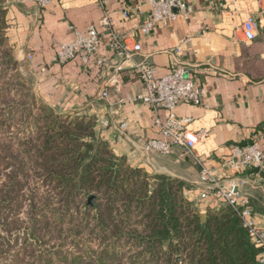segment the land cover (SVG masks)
I'll return each mask as SVG.
<instances>
[{
    "label": "crops",
    "instance_id": "obj_1",
    "mask_svg": "<svg viewBox=\"0 0 264 264\" xmlns=\"http://www.w3.org/2000/svg\"><path fill=\"white\" fill-rule=\"evenodd\" d=\"M185 1L194 8L189 19L179 18L170 26L157 24L146 35L137 26L150 16L148 0H54L46 7L38 0H2L0 7L5 10L14 56L48 105L62 113L95 116L101 137L118 155L151 175L186 181L189 197L206 188L201 181L203 168L214 172L222 185L238 183L264 228V163L239 172L224 166L233 145L257 139L264 149V0ZM127 8L129 16L124 14ZM249 15L256 21L252 41L240 31ZM105 18L129 46L142 47L121 73L119 88L105 85L119 60L104 35ZM90 25L102 34L98 53L108 59L107 73L96 65L86 68L79 57L66 63L57 58V46L74 38L72 27L86 31ZM141 61L154 65L160 75L179 63L204 89L201 104L182 103L176 109L179 117L194 120V130L208 132L194 153L180 146L170 154L144 150L147 140L166 139L162 124L169 111H155L138 99L147 93L134 68ZM205 202L206 219L208 208L227 204L215 198Z\"/></svg>",
    "mask_w": 264,
    "mask_h": 264
},
{
    "label": "trees",
    "instance_id": "obj_2",
    "mask_svg": "<svg viewBox=\"0 0 264 264\" xmlns=\"http://www.w3.org/2000/svg\"><path fill=\"white\" fill-rule=\"evenodd\" d=\"M0 49L4 51L0 53L4 64L17 71L18 60L8 42L5 10L1 7ZM13 89L12 96L25 102L12 104L14 111L6 112L0 127L8 126L10 119L17 116L20 123L32 129H27V139L20 143L26 151L12 157L21 170L18 167L4 173L0 203L13 202L31 181L38 190L47 186L46 194H39L55 219L52 234L60 238V227L79 222L74 235L81 230L94 235L95 247L90 242H75L72 245L78 252H62L65 260L60 263L259 264L261 250L231 205L208 208L203 221L204 209L185 196L186 181L151 175L132 166L97 133L95 116L56 113L43 99L31 95L23 83L20 88L8 86L6 100L12 101L8 97ZM0 161L4 164L3 156ZM92 195L93 205L89 204ZM49 220L47 212L41 211L38 228L33 230L37 245L42 246L48 239ZM43 224L48 225L42 227ZM23 240L22 252L14 254L11 264L58 263L61 248L47 252L40 248L37 252L28 237ZM5 245L6 239L0 238V257L9 251Z\"/></svg>",
    "mask_w": 264,
    "mask_h": 264
},
{
    "label": "built area",
    "instance_id": "obj_3",
    "mask_svg": "<svg viewBox=\"0 0 264 264\" xmlns=\"http://www.w3.org/2000/svg\"><path fill=\"white\" fill-rule=\"evenodd\" d=\"M42 7L48 6L54 0H38ZM150 16L142 21L137 30L140 34H148L157 24L170 26L179 18L189 19L194 13V8L185 0H148ZM129 9L124 14L129 16ZM106 30L104 35L110 40V46L118 57L109 77L105 82L106 87L122 86L121 73L127 67L128 62L134 61V52L141 50V44L136 43L129 46L122 39L121 34L111 28L110 21L105 18ZM74 38L71 41L60 43L57 48V58L60 63H66L71 59L79 57L86 68L96 65L102 72L107 73L108 59L98 53L102 34L95 25H90L86 31L72 27ZM240 31L246 41L255 38L256 21L249 15L240 26ZM179 51V50H178ZM135 71L144 83L147 93L139 95L138 99L143 100L152 106L155 111L167 109L169 115L162 124V132L166 139H149L144 145L147 152L157 151L162 154H170L175 146H180L188 153H194L203 137L208 136L205 130H194L191 126L194 120L189 117H179L176 113L177 107L182 103L201 104L205 91L200 87L188 72V70L177 63L173 70L164 75L158 73L157 68L145 61L134 64ZM106 74V76L108 75ZM107 88L103 95L107 96ZM108 125V122H104ZM122 124L121 127H125ZM264 163V149L259 140L254 139L243 145H233L229 157L225 160L224 166L234 172L260 168ZM201 181L206 184L205 190L198 195L200 199L209 201L215 198L231 205L242 217L244 224L249 228L253 242L261 250L259 264H264V228L260 227L255 220L253 210L248 199L243 198L240 185L232 182L230 185L220 184L214 172L203 168Z\"/></svg>",
    "mask_w": 264,
    "mask_h": 264
},
{
    "label": "rangeland",
    "instance_id": "obj_4",
    "mask_svg": "<svg viewBox=\"0 0 264 264\" xmlns=\"http://www.w3.org/2000/svg\"><path fill=\"white\" fill-rule=\"evenodd\" d=\"M1 52H4L3 49H0V53ZM2 58H4V56H0V122L3 121L4 117H7L6 112L14 111L12 104L17 106L18 103L25 102L24 100L20 101L18 100V98H14L12 96L15 89L12 90L11 95L9 94L8 97L11 98L12 101H10L9 99L6 100L8 96L6 89L8 88V86H10V89L11 86L13 88H20V84L23 83L26 88L30 89L31 95H35L42 99L35 92L33 88V80L27 74L26 70L22 67V64L18 61L19 69L15 71L11 67H7V65L4 64L5 62ZM39 111L37 112V114L40 113ZM55 112L58 113L59 111L55 110ZM63 117L65 116L63 115ZM8 124L10 126L2 125V127H0V156L4 157V164L0 161V187L2 181H6L4 179V173L7 174L8 172H12L13 170L18 169V167V170H21L20 164H17L12 157L15 154L21 156L23 155L24 151H26V149L20 143L21 141L24 142L25 139H27V129H30V131L32 129L31 126L20 123L17 119V116L11 118ZM96 130L100 135L99 128H96ZM47 188V186H44L43 190H38V185L31 181V183H28L27 185H25V187H23L22 190H20L19 195L15 197V200L13 202L7 200L6 202L0 203V238L1 240L2 238L6 239L5 246L10 251H8L5 256L0 257V264L12 263V260L15 257L14 254L22 252V247L25 244L23 239H25L26 237H28L30 239V242L33 243V246L37 248V252H39L38 249L40 248H42L45 252H47L46 250L50 251L61 248L62 251L60 252L59 259H56L59 264H66L64 262L60 263L62 260H65L63 253L69 254L71 252H78L79 249L75 245H72L75 242H80L79 244L81 245L83 243L87 244L88 242H90L94 245V242L92 241L94 235L84 233L85 230L79 231L77 235L73 234L74 232L77 233L74 227L79 224V222L70 223V227H60L62 233H57L60 238L52 234L54 228H56L54 227L55 219L52 218L49 211L45 209V203L44 201L40 200L39 194L42 191L44 192V194H46L45 190ZM151 191H153V189H151ZM197 195L192 196V198L189 197L188 194H185V196L188 197L192 202H194V204L198 208L204 209V204L206 202L205 200L200 199V196ZM41 211L47 212V218L50 219L48 223L49 228L47 229L49 236L47 237L48 239L41 244L42 246L37 245V242L33 235L35 234L34 231L38 228V225L36 223L40 219ZM15 221L19 222L18 225L15 223ZM48 224H43L42 227H46ZM59 244L64 245L59 246ZM78 246L80 248V245ZM54 247L56 248L54 249Z\"/></svg>",
    "mask_w": 264,
    "mask_h": 264
},
{
    "label": "water",
    "instance_id": "obj_5",
    "mask_svg": "<svg viewBox=\"0 0 264 264\" xmlns=\"http://www.w3.org/2000/svg\"><path fill=\"white\" fill-rule=\"evenodd\" d=\"M89 204H94V196L92 195V196H90V198H89ZM202 220L203 221H206V214L205 213H202Z\"/></svg>",
    "mask_w": 264,
    "mask_h": 264
}]
</instances>
